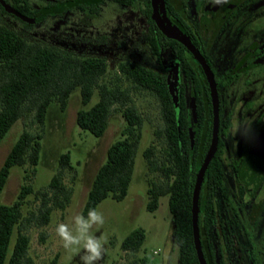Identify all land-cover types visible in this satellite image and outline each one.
I'll list each match as a JSON object with an SVG mask.
<instances>
[{
	"label": "trees",
	"instance_id": "obj_1",
	"mask_svg": "<svg viewBox=\"0 0 264 264\" xmlns=\"http://www.w3.org/2000/svg\"><path fill=\"white\" fill-rule=\"evenodd\" d=\"M13 8L32 18L30 26L45 20L51 13L61 14L71 6L91 13L98 11L104 0H64L59 4L47 2L35 8L28 0H6ZM122 6L141 2L142 13L147 18L150 30L147 43L151 53L160 61L163 34L154 31L150 0H113ZM3 12H7L0 4ZM15 16V15H14ZM17 17V16H15ZM20 19L19 17H17ZM108 62L101 56H79L55 45L30 41L0 22V144L14 124L23 116L33 113L34 121L43 129L49 105L56 101L65 110L71 93L80 88L84 105L76 116L78 126L97 137L105 134L110 116L117 104L126 126L121 137L107 149L106 160L99 166L89 189L82 214L97 209L108 197L123 200L132 181L135 158L142 138L144 119L132 102V90L151 92L159 100L163 126L157 129V136L175 140L183 128V110L179 112L172 102L166 74L158 68L140 62L119 63L117 73L108 76ZM129 81L125 86L124 81ZM97 101L87 107L93 95ZM167 134V135H166ZM42 134L24 129L13 142L9 153L0 167V196L7 185L14 167H24V183L11 203L0 202V264H31V238L26 232L30 226H45L50 223L55 210H65L69 205L74 188L65 183L64 169L71 167V156L67 152L60 158V166L45 188L34 190L30 179L37 173L42 148ZM166 142V141H164ZM166 145V143H164ZM156 152L157 146L150 144L144 151L149 172H159L157 182L150 180L146 209L155 211L160 197L169 196V209L173 215L172 237L179 249V264H199L194 247L190 206V166L180 148L167 154L166 146ZM27 168V169H26ZM34 195L36 205L24 213L28 196ZM17 236L13 247L14 232ZM146 230L132 229L122 240L121 249L134 257L131 264H153L149 255H140L146 240ZM42 241L48 234L40 233Z\"/></svg>",
	"mask_w": 264,
	"mask_h": 264
},
{
	"label": "flooded vegetation",
	"instance_id": "obj_2",
	"mask_svg": "<svg viewBox=\"0 0 264 264\" xmlns=\"http://www.w3.org/2000/svg\"><path fill=\"white\" fill-rule=\"evenodd\" d=\"M150 3L153 29L163 34L160 61L152 55L166 74L175 109L184 112L178 143L165 137L156 152L166 143L171 154L178 144L190 166L193 233L196 182L215 127L212 87L198 52L212 75L218 109L215 150L198 197L203 257L206 264H264V0H158V19L190 46L163 33ZM153 174L157 182L160 174Z\"/></svg>",
	"mask_w": 264,
	"mask_h": 264
},
{
	"label": "rangeland",
	"instance_id": "obj_3",
	"mask_svg": "<svg viewBox=\"0 0 264 264\" xmlns=\"http://www.w3.org/2000/svg\"><path fill=\"white\" fill-rule=\"evenodd\" d=\"M35 8H41L47 2L59 4L64 0H28ZM142 3L122 6L113 0H104L98 5V11L80 10L71 6L61 14L51 13L40 23L27 26L13 14L3 12L0 8V22L10 27L30 41H39L55 45L79 56H101L108 62V76L117 73L118 65L124 61L140 62L158 68L147 43L149 32L147 18L142 13ZM166 55L163 64L166 66ZM107 76V77H108ZM125 80L124 85L128 86ZM98 99L95 93L87 107ZM132 102L137 106L144 119L142 138L135 158V167L127 196L117 201L111 197L103 200L97 210L103 213L105 224L96 232L107 238V251L99 264H131L133 255L121 249L123 238L134 228L146 230V240L140 255H149L153 264H178V248L171 237V214L167 199L161 198L159 207L151 212L146 209L148 188L154 174L149 172L143 151L150 144L162 145L163 139L157 136V129L163 126L159 100L149 91L132 90ZM84 105L81 102L80 88L71 93L68 105L61 110L53 101L46 114L42 129L34 121L33 113L18 120L3 142L0 144V167L3 164L13 142L24 130L41 133V155L37 173L30 179L34 190L48 186L57 173L60 158L69 152L72 166L64 169L65 183L74 188L71 201L65 210H55L52 219L45 226H30L26 232L31 238V264H81L80 255L66 251L55 233L60 222H69L82 210L99 166L106 160L108 147L121 137L126 121L116 104L109 119L105 134L97 137L89 131L82 130L76 116ZM27 169V168H26ZM24 167H14L0 202L11 203L24 183ZM34 195L28 196L24 213L36 205ZM46 232L48 238L42 241L40 233ZM14 232L11 248L16 240ZM158 254H154V251Z\"/></svg>",
	"mask_w": 264,
	"mask_h": 264
},
{
	"label": "clouds",
	"instance_id": "obj_4",
	"mask_svg": "<svg viewBox=\"0 0 264 264\" xmlns=\"http://www.w3.org/2000/svg\"><path fill=\"white\" fill-rule=\"evenodd\" d=\"M214 4L226 3L227 0H211ZM105 224L103 213L95 208L87 216L75 214L67 223L60 222L55 227L62 247L66 251L80 255L81 264H99L106 254L107 238L93 232H99Z\"/></svg>",
	"mask_w": 264,
	"mask_h": 264
},
{
	"label": "water",
	"instance_id": "obj_5",
	"mask_svg": "<svg viewBox=\"0 0 264 264\" xmlns=\"http://www.w3.org/2000/svg\"><path fill=\"white\" fill-rule=\"evenodd\" d=\"M158 0H152V6H153V17L154 19L157 21L160 29L163 31V33L165 35H167L168 37H172V38H176L179 39L183 42H185L187 45H189V43H187L186 40H184L182 37L178 36L177 34L173 33L172 31L168 30L166 27L163 26V24L161 23V21L158 19ZM0 4L4 7V9L10 13L13 14L17 17H19L20 19L33 23L34 20L32 18H29L28 16L22 14L21 12H19L18 10H16L15 8H13L6 0H0ZM190 46V45H189ZM196 56L201 60V62L204 64L205 68H206V72L207 75L209 77L210 83H211V87H212V93H213V99H214V113H215V127H214V140L212 143V147L204 161V164L202 165V167L200 168L199 174H198V178H197V182H196V187H195V192H194V197H193V212H192V219H193V233H194V243H195V247L197 250V254H198V258L201 262V264H206L204 257H203V253H202V249H201V241H200V236H199V227H198V197H199V190H200V186H201V182L204 176V171L205 168L209 162V160L211 159L213 152L215 150V145H216V136H217V117H218V109H217V100H216V90H215V85L212 79V75L209 71V69L207 68V65L205 64L203 58L199 55L198 52H195Z\"/></svg>",
	"mask_w": 264,
	"mask_h": 264
},
{
	"label": "built area",
	"instance_id": "obj_6",
	"mask_svg": "<svg viewBox=\"0 0 264 264\" xmlns=\"http://www.w3.org/2000/svg\"><path fill=\"white\" fill-rule=\"evenodd\" d=\"M156 253H157V251L155 250V251H154V254H156Z\"/></svg>",
	"mask_w": 264,
	"mask_h": 264
}]
</instances>
